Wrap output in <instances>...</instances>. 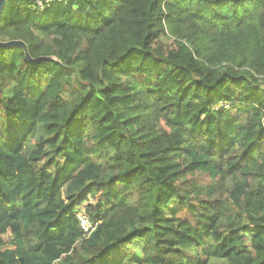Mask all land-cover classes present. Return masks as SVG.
<instances>
[{
  "label": "trees",
  "instance_id": "trees-1",
  "mask_svg": "<svg viewBox=\"0 0 264 264\" xmlns=\"http://www.w3.org/2000/svg\"><path fill=\"white\" fill-rule=\"evenodd\" d=\"M12 40L0 264H264V0H6Z\"/></svg>",
  "mask_w": 264,
  "mask_h": 264
},
{
  "label": "built area",
  "instance_id": "built-area-1",
  "mask_svg": "<svg viewBox=\"0 0 264 264\" xmlns=\"http://www.w3.org/2000/svg\"><path fill=\"white\" fill-rule=\"evenodd\" d=\"M37 6L39 9H43L44 8V3L48 2V0H35ZM224 106H227V104H224ZM77 219L79 221V225L80 228L82 229V232L84 234V236H88L91 234V232L94 230L96 224L94 222H92L89 217L82 213H78L77 214Z\"/></svg>",
  "mask_w": 264,
  "mask_h": 264
},
{
  "label": "water",
  "instance_id": "water-1",
  "mask_svg": "<svg viewBox=\"0 0 264 264\" xmlns=\"http://www.w3.org/2000/svg\"><path fill=\"white\" fill-rule=\"evenodd\" d=\"M5 1L6 0H0V12L3 10V8L5 6ZM13 45L24 47L23 42L20 40H12V41H8V42H4V43L0 42V48L1 47H9V46H13Z\"/></svg>",
  "mask_w": 264,
  "mask_h": 264
},
{
  "label": "rangeland",
  "instance_id": "rangeland-1",
  "mask_svg": "<svg viewBox=\"0 0 264 264\" xmlns=\"http://www.w3.org/2000/svg\"><path fill=\"white\" fill-rule=\"evenodd\" d=\"M89 201H92L91 199L89 200ZM84 207V205H81V207H80V209H79V211H78V213L80 214V213H82V208ZM77 213V214H78ZM218 264H220V263H218Z\"/></svg>",
  "mask_w": 264,
  "mask_h": 264
}]
</instances>
